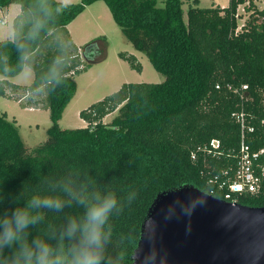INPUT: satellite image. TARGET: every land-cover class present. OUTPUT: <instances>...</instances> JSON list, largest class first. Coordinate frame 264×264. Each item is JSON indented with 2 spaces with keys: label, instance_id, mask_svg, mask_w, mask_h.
<instances>
[{
  "label": "trees",
  "instance_id": "trees-1",
  "mask_svg": "<svg viewBox=\"0 0 264 264\" xmlns=\"http://www.w3.org/2000/svg\"><path fill=\"white\" fill-rule=\"evenodd\" d=\"M98 1L105 3L122 35L165 80L124 83L79 113L84 128L62 130L58 122L77 91L74 76L102 61L106 47L104 39L101 52L97 40L75 46L67 26ZM21 3L27 33L33 22L44 19L40 0H0V8ZM182 5V0H165L163 7H157L156 0H80L47 21L37 38L28 41L35 50L33 82L20 88L0 81V96L15 99L28 91L25 108L45 107L50 120L47 139L28 152L15 121L0 113V191L22 202L44 178L68 170L94 177L101 188L117 194L122 206L110 218L113 241L109 246V254H122L121 264H131L142 223L159 193L193 186L227 201L226 189L218 186L235 180L241 128L233 113L245 115L244 140L250 149H264V0H229L223 8H200L198 0H192L186 20ZM239 7L245 17L238 13ZM3 53L14 70L0 61V76L20 74L16 46H0ZM58 55L64 59L56 66L61 84H50L48 72ZM119 57L141 71L134 56L121 53ZM40 88L45 92L42 99ZM115 112L110 123H103L104 117ZM211 140L219 141V154L204 151ZM132 193L135 198L129 203ZM236 203L262 207L264 194L241 195ZM4 207H9L7 201ZM79 211L73 207L63 214L47 212L43 224L30 231L41 235L45 225L59 226L64 215Z\"/></svg>",
  "mask_w": 264,
  "mask_h": 264
},
{
  "label": "clouds",
  "instance_id": "clouds-1",
  "mask_svg": "<svg viewBox=\"0 0 264 264\" xmlns=\"http://www.w3.org/2000/svg\"><path fill=\"white\" fill-rule=\"evenodd\" d=\"M43 20H36L25 33L28 25L24 6L16 13L11 4L0 8V46L12 43L18 52L17 66L21 75H32V60L35 50L28 41H34L45 23L62 15L70 8L72 0H40ZM0 61L7 64L6 53L0 54ZM64 62L57 56L48 72V83L60 85L56 66ZM135 194H129V203ZM5 201L9 207L5 208ZM80 211L64 215L59 225L47 224L41 235H33L30 229L38 228L47 212L63 214L66 208ZM122 206L117 194L101 188L98 181L87 174L68 170L55 178H44L41 184L21 202L16 196H5L0 191V264H121L122 254H109L113 241V226L110 218L119 214Z\"/></svg>",
  "mask_w": 264,
  "mask_h": 264
},
{
  "label": "water",
  "instance_id": "water-1",
  "mask_svg": "<svg viewBox=\"0 0 264 264\" xmlns=\"http://www.w3.org/2000/svg\"><path fill=\"white\" fill-rule=\"evenodd\" d=\"M131 264H264V206L213 197L193 186L159 193Z\"/></svg>",
  "mask_w": 264,
  "mask_h": 264
},
{
  "label": "rangeland",
  "instance_id": "rangeland-1",
  "mask_svg": "<svg viewBox=\"0 0 264 264\" xmlns=\"http://www.w3.org/2000/svg\"><path fill=\"white\" fill-rule=\"evenodd\" d=\"M182 1V10L186 20L187 8L192 0ZM78 2L80 0H72L71 4ZM156 2L157 7H163L165 0H156ZM198 2L200 8H223L228 6L229 0H198ZM256 6L262 8V3L257 1ZM238 13L245 17L242 7H239ZM96 23L99 25V30L96 28ZM241 24L242 20L239 21V25ZM70 29L73 32L75 41L80 44L92 42L94 41L93 39H97L100 35L105 36L107 43L104 50L101 47L99 51L103 50L105 52L104 60L95 61L86 71L74 76L77 91L67 104L58 122L60 129L84 128L86 123L79 117V113L86 110L91 104L115 93L124 83L145 82L158 84L165 80L163 75L153 69L145 54L136 51L122 35L120 29L113 22L104 2L98 1L94 5L87 6L71 22ZM58 36L60 38L63 37L61 33H58ZM121 53L134 56L141 66V71L132 69L126 61L122 60L119 57ZM93 57L97 58L98 55L93 53ZM33 77L34 73L32 71V75L29 78H25L21 73L9 78L13 82L27 85L32 82ZM1 78L3 77L0 76ZM23 95H25V92L15 97V99L0 96V113L7 112L8 120H15L19 135L28 152H31L47 139L46 132L50 126L49 112L45 107L38 111H29L25 108L27 98L21 103L17 101ZM44 95L45 92L42 91L40 99L44 98ZM116 116V112L106 116L103 123H110Z\"/></svg>",
  "mask_w": 264,
  "mask_h": 264
},
{
  "label": "built area",
  "instance_id": "built-area-1",
  "mask_svg": "<svg viewBox=\"0 0 264 264\" xmlns=\"http://www.w3.org/2000/svg\"><path fill=\"white\" fill-rule=\"evenodd\" d=\"M246 90V86L242 87ZM14 96V95H11ZM29 96V92L18 98L19 103L23 102ZM32 109V108H27ZM232 117L239 124L241 128V141L239 143L237 163L235 170V180L233 182H222L219 190L226 189L223 197L227 202L236 203L237 197L245 194L258 195L264 194V149L253 151L245 143L244 129H245V115L241 113H233ZM252 131V128H248ZM204 151L212 153L213 155L220 153V143L218 140H211L204 148ZM191 159H195V154L191 155Z\"/></svg>",
  "mask_w": 264,
  "mask_h": 264
},
{
  "label": "crops",
  "instance_id": "crops-1",
  "mask_svg": "<svg viewBox=\"0 0 264 264\" xmlns=\"http://www.w3.org/2000/svg\"><path fill=\"white\" fill-rule=\"evenodd\" d=\"M96 3V2H95ZM95 3H93L92 5H94ZM91 6V5H90ZM11 10L12 11H14V12H16V13H19L20 12V7L18 6V5H11ZM71 24V23H70ZM70 24L67 26V32H68V34H69V36H70V38H71V41H72V43L75 45V46H77V47H81V46H83V45H85V44H87V43H84V44H80V43H78L77 41H75V39H74V37H73V32L71 31V29H70ZM96 28L99 30V25H98V23H96ZM101 39H104L105 40V42H106V38H105V36L104 35H100L97 39H93V40H97V46H98V48H101V47H103V45H104V42L101 40ZM89 43V42H88ZM107 43V42H106ZM131 55V54H130ZM98 58V57H97ZM96 59V58H95ZM104 59H102V61H103ZM33 79H34V77H33ZM2 80H5V81H7V82H9V83H11V84H14V85H16V86H18V87H20V88H22V87H25V86H29L32 82H33V80H32V82L31 83H29V84H27V85H24V84H20V83H16V82H13V81H11L10 80V78H5V77H3V78H1L0 79V81H2ZM42 91H43V89L42 88H40V90H38V94L40 95L41 93H42ZM44 92V91H43ZM37 94V95H38ZM40 109H43V107L42 106H40V107H38V108H36V109H28L29 111H38V110H40ZM5 114H6V116H7V119H8V114H7V112H5ZM105 118V117H104ZM104 118H103V120H104ZM102 120V121H103ZM15 121V120H14Z\"/></svg>",
  "mask_w": 264,
  "mask_h": 264
}]
</instances>
